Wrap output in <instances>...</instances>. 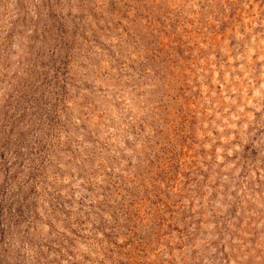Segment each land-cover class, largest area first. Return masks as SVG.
<instances>
[{
    "label": "rangeland",
    "instance_id": "1",
    "mask_svg": "<svg viewBox=\"0 0 264 264\" xmlns=\"http://www.w3.org/2000/svg\"><path fill=\"white\" fill-rule=\"evenodd\" d=\"M0 264H264V0H0Z\"/></svg>",
    "mask_w": 264,
    "mask_h": 264
}]
</instances>
